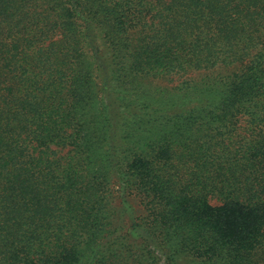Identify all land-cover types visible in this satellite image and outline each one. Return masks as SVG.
<instances>
[{
	"label": "trees",
	"instance_id": "obj_1",
	"mask_svg": "<svg viewBox=\"0 0 264 264\" xmlns=\"http://www.w3.org/2000/svg\"><path fill=\"white\" fill-rule=\"evenodd\" d=\"M0 264H264V0H0Z\"/></svg>",
	"mask_w": 264,
	"mask_h": 264
},
{
	"label": "rangeland",
	"instance_id": "obj_2",
	"mask_svg": "<svg viewBox=\"0 0 264 264\" xmlns=\"http://www.w3.org/2000/svg\"><path fill=\"white\" fill-rule=\"evenodd\" d=\"M243 63H225L221 62L213 68L202 69H190L186 72H172L161 75L159 78H155L152 81L154 87L168 88L169 90L176 87H182L187 81H191L192 84L201 83L204 78L216 77L219 75L227 76L237 73ZM211 203L218 204L219 201L216 198H211Z\"/></svg>",
	"mask_w": 264,
	"mask_h": 264
}]
</instances>
